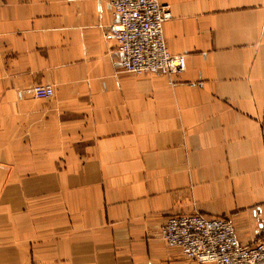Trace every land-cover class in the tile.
<instances>
[{"label": "crops", "instance_id": "obj_1", "mask_svg": "<svg viewBox=\"0 0 264 264\" xmlns=\"http://www.w3.org/2000/svg\"><path fill=\"white\" fill-rule=\"evenodd\" d=\"M161 2L173 79L123 69L110 0H0V264H202L161 235L195 212L264 240V0Z\"/></svg>", "mask_w": 264, "mask_h": 264}, {"label": "built area", "instance_id": "obj_2", "mask_svg": "<svg viewBox=\"0 0 264 264\" xmlns=\"http://www.w3.org/2000/svg\"><path fill=\"white\" fill-rule=\"evenodd\" d=\"M118 19L105 32L122 54L124 70L136 75L178 77L187 70L183 54L170 51L164 32L172 18L161 0H110ZM50 84L33 87L35 98H51ZM165 243L202 264H264V240L245 244L230 217L195 212L168 217L161 229Z\"/></svg>", "mask_w": 264, "mask_h": 264}]
</instances>
